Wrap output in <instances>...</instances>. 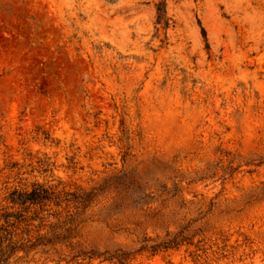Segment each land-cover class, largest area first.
Segmentation results:
<instances>
[{
	"label": "rangeland",
	"instance_id": "rangeland-1",
	"mask_svg": "<svg viewBox=\"0 0 264 264\" xmlns=\"http://www.w3.org/2000/svg\"><path fill=\"white\" fill-rule=\"evenodd\" d=\"M0 264H264V0H0Z\"/></svg>",
	"mask_w": 264,
	"mask_h": 264
},
{
	"label": "bare ground",
	"instance_id": "bare-ground-1",
	"mask_svg": "<svg viewBox=\"0 0 264 264\" xmlns=\"http://www.w3.org/2000/svg\"><path fill=\"white\" fill-rule=\"evenodd\" d=\"M19 26V25H18Z\"/></svg>",
	"mask_w": 264,
	"mask_h": 264
}]
</instances>
